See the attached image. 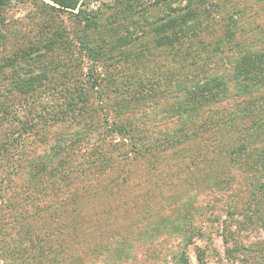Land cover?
Listing matches in <instances>:
<instances>
[{
	"label": "rangeland",
	"instance_id": "1",
	"mask_svg": "<svg viewBox=\"0 0 264 264\" xmlns=\"http://www.w3.org/2000/svg\"><path fill=\"white\" fill-rule=\"evenodd\" d=\"M42 1L55 6L51 0ZM84 1L91 9L104 12L99 19L100 26L88 34V41L95 45L116 43L127 25L122 17L116 18L115 24L108 22L115 11L114 0ZM254 1L222 0L220 5L230 8L236 3L237 8L252 11ZM41 5L37 0H10L3 17L15 38L5 43L8 47L3 46L5 40L0 39V65L4 64V58L13 47L17 52L52 40L59 43L58 37L62 33L65 43H73V48L62 50L63 47L58 46L56 54H50L40 62L39 68L45 62L60 73L70 68L75 71L82 68L77 78L82 82L88 79L93 68L96 77H111L114 80L111 83L115 85L107 86L109 80L103 83L104 87L99 90L104 93L102 100L98 99L97 92H89L92 95L91 111L84 119L72 118L66 124L52 128L44 138L29 139L37 141L26 156L32 165L40 163V157L53 156L51 147H61L48 173L55 172L57 165L63 166L60 171L66 178L59 182V193L46 188L44 194L38 195L32 190L34 194L30 198L27 197L28 189L42 178L39 169L27 167L11 179L5 178L7 180L0 185L5 206L20 203L27 206V213L23 219L12 215L10 208L6 209L8 214L2 218V227L7 231L2 232V239L8 235L19 242L24 227L28 226L30 239L25 246L28 254L36 257V262L24 263L21 261L23 255L10 258L0 254V264H264V223L256 222V207L248 205L256 191L264 197V136L249 146L243 140V123L239 122L237 133L230 134L223 130L224 127L217 126L223 120L220 119L222 109L227 108V113L234 104L230 99L237 86L232 80V68L217 64L211 67L215 68L214 74L217 72L224 78L230 89L231 96H225L222 104L203 107L192 104L186 114L178 113L177 108L184 106L186 89L175 90V78H167V72L178 71L183 66L178 62L182 58L175 59V55L157 48L154 33L144 35L137 42L136 54L132 57L116 50L106 59L94 63L77 45L83 34L81 25L76 24L77 18L70 12L44 15L45 11L37 8ZM258 10L263 16L264 11ZM157 13V9L150 12L152 16ZM246 15L250 19L244 22L246 27L257 29V25H263L262 20L258 24L257 18H251L249 13ZM134 18L138 19V16ZM223 29L214 27L211 34H204V38L215 39L224 32ZM119 54L123 55L121 59L110 58ZM38 67L34 66V69ZM2 71L0 103H11L16 97L14 94L11 100L9 98L11 70L5 68ZM59 72L56 77L61 75ZM61 88L56 83L49 84L37 97L48 99L50 104L57 106L65 100L60 94ZM34 101L27 97L19 102V113L25 112L20 103L34 109L31 106ZM4 108L0 106V117ZM129 123L138 127V135H143L140 143H146V146L159 143V148L152 154H133L129 141L111 132L113 127ZM8 129L3 125L0 136H7ZM177 137H181L179 143L168 144ZM44 141L48 145L41 146ZM115 145L124 146L123 152L107 153L113 158V164L102 174L104 167L101 164L107 162L104 161L105 152ZM126 154L134 159L124 160L122 156ZM93 162L101 163L98 164L100 167L96 169L91 165ZM111 186L115 192L112 196L106 193ZM80 208L83 210L74 217ZM64 210L66 217L49 222L51 217H57ZM37 212L43 216L42 220ZM46 213L50 217L48 221ZM83 221L85 225H82ZM73 223L79 227L76 235L69 232ZM58 231L61 232L58 234ZM231 231L235 232L233 238L229 237ZM236 243L253 252L235 250L234 253ZM260 255L262 259H259ZM250 256H257L259 260L254 258L253 262L249 260Z\"/></svg>",
	"mask_w": 264,
	"mask_h": 264
},
{
	"label": "trees",
	"instance_id": "2",
	"mask_svg": "<svg viewBox=\"0 0 264 264\" xmlns=\"http://www.w3.org/2000/svg\"><path fill=\"white\" fill-rule=\"evenodd\" d=\"M37 1L42 3L37 8L45 11L44 15L51 16L52 14L50 15L49 12L54 14L70 12L77 18L76 24L78 27L81 25L83 32L77 45L80 48L79 50H83L82 52H84L86 57L94 63L106 59L110 52L116 50L123 51L126 57H132L136 54L134 49L137 46V42L142 40L144 35L154 33V44L157 48L166 51L167 54L175 55V59L178 56L182 58H179L178 62H182L183 66L178 71L176 70L175 73L171 71L167 72V78H175V90L182 91L183 88L186 89L184 106H181V109L177 108L178 113L186 114V109L188 106L191 109L193 107L192 104L201 107L214 105L215 103L222 104V101L226 98L225 96H231L229 93L230 89L227 87L225 81H223L224 78L219 77L217 72L214 74L215 68L211 67L217 64V66L220 65L222 68L226 66L232 68V80L235 81L234 84L237 86L234 96H231L233 98L230 99L234 100V104L227 113V108L222 109L223 112H221L222 117L220 119L223 120L218 122L217 126L224 127L223 130H226L230 134L233 131L237 133L239 122L243 123V126L245 125L243 127L245 131L243 140L249 146L255 140L263 138L264 14L261 16L256 10L259 9V12L264 11V0L254 1L252 11H249L250 9L248 8H237L238 4L236 3H233L230 8L222 6L220 5V1L222 0H114L115 11L111 16L112 19L108 22L115 24V19L122 17L127 27L125 26L123 33L116 38V43L102 42L96 45L88 41V34L100 26L99 19L103 16V11L99 12L91 9L86 5V1L82 2V0H51L55 6L47 4L42 0ZM9 4L10 0H0V39L5 40L3 46L7 47L8 45H5V43L15 38L14 32L8 31L9 26L3 17V11ZM155 9L158 10V13L152 16L150 12ZM247 13H249L251 18H257L256 23L258 24L259 20H262L263 25L261 27L257 25V29H254L255 27H246L244 22L250 21L246 15ZM134 16H138V19H133ZM214 27H220V29L223 27L225 29H223L224 32L219 37L210 40L208 38L205 39L204 34H211ZM6 31L7 33H5ZM58 38L59 43L52 40L51 43L29 49H20L17 52L14 51L13 47L10 54L4 58V64L0 65L1 73L3 72L2 69L5 68L11 70V75L8 78L10 100L14 94L16 95L15 101L0 103V106L5 107L3 116L0 117V134L3 125H7L9 127L8 130H10L8 134L6 133L7 136H0V167H2L0 168V185L7 180L5 178H12V176L24 168L39 169L42 172V178L39 181L35 179L36 181L34 182L36 184L33 188L28 189L27 197L29 198L32 197V190H35L34 193L38 195L44 194L46 188L52 190L53 193H59L61 190L59 182L66 178L63 176L62 171H60L61 168H64L63 166L57 165L58 169L55 172L48 173L49 166L52 161L56 160L61 147L57 145L51 147L50 151L54 153L53 156L49 157L48 155L47 158L40 157L41 162H36L32 165L26 156L34 149L33 146H36L37 141L31 142L29 139L33 137L44 138L45 134L48 135L52 128L66 124L72 118L84 119L91 111L92 95L89 92H92V94L97 92L98 99L102 100L104 93L99 90L100 87H104L103 83L109 80L110 83L107 86L111 84L115 85V83H111L114 81L111 77H108V79L106 77H103L106 79L96 77L93 68H91L90 72V69L88 70V79L84 82L77 79L82 68L79 71L70 68L71 70H65L63 73H60L55 67L51 68L46 62L43 67L39 68L40 62L46 60L50 54H56L55 48L58 46L63 47L62 50L73 48V43H65L62 33L59 34ZM74 52H76L75 49ZM121 57L123 55L119 54L110 58L116 61V59H121ZM34 66H37L38 69H34ZM26 67H30L31 70L26 71ZM210 71L213 75L210 74ZM57 72L61 74L58 77H56ZM53 83L62 86L60 94L65 99L64 102H60L57 106L50 104L48 99H39L37 97L46 91V87L48 88L49 84ZM72 89L75 91L73 92ZM117 90H119L118 86ZM19 97L20 99L22 98V101H20ZM27 97L35 100L31 105L34 106V109L20 103L25 110V112L22 110L21 114L19 113L21 108L17 107V105L19 102L25 101ZM17 99L19 100L17 101ZM213 124H216V122ZM136 128L138 127L129 123L115 126L111 132L112 135H118L123 140L129 141L133 154H152L153 150L159 148V143L150 146H146V143H140L143 135H138ZM180 138L177 137L175 140H169L168 144L179 143ZM44 145H48V142L44 141L41 146ZM123 147L121 145L111 147L109 152L104 151V161L107 162L103 164L93 162L91 165H95V168L98 169L100 167L98 164H101L104 167L101 169L102 174H104L106 170L112 168L113 164V158H111V155L108 156L107 153L113 154L115 151L123 152ZM238 150L239 154H241L240 151L242 152V149L239 148ZM122 157L124 160H129L128 158L130 160L134 159V157L127 154ZM99 159L101 160V158ZM47 174L49 175L47 176ZM46 180H49V182H45ZM109 182L113 181L110 180ZM111 187L106 193L112 196L115 192L112 190L114 187ZM255 193L257 194L251 197L248 205L250 208L255 205V217L258 219L255 220L258 223L262 222L263 225L264 209L262 208V204L264 197H260L257 191ZM5 205L4 196L0 191L1 256H11L10 258H14L15 256L17 258V255H23L21 261L24 263H29L30 260H35L36 262V257L28 254L27 247L25 246L27 244L26 241L30 239V232H28L30 228L27 225V227H24V235L20 237L19 242L15 241V237H8V235L6 239H2V232L5 234V229L2 227V218L6 217V213L8 214L6 209L10 208L9 212L12 215L23 219H25L27 213V206L20 205V203L18 205ZM82 210L80 208L74 214V217L79 215ZM65 211L58 213L57 217H51V220L49 214L46 213V219L47 221L50 220L49 222L57 221L60 217H66ZM40 212H37V215L42 220L43 216H41ZM29 216L30 214L27 216V220ZM85 224L83 221L82 225ZM69 227L71 230L69 232L76 235L79 230L78 225L73 223ZM60 232L58 231L57 233L59 234ZM234 235L235 232H229V237L233 238ZM230 240L233 241V239ZM235 250L237 252L240 250L243 252L249 251L248 253L253 252L248 247L240 246L237 243L233 251L234 253H236ZM42 251L46 252V249L43 248ZM254 258L258 259L257 256H250L249 260L255 262ZM262 258L263 256L260 255L259 259Z\"/></svg>",
	"mask_w": 264,
	"mask_h": 264
}]
</instances>
